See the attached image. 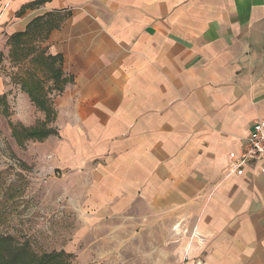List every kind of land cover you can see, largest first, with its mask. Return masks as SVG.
Listing matches in <instances>:
<instances>
[{
    "label": "crops",
    "instance_id": "1",
    "mask_svg": "<svg viewBox=\"0 0 264 264\" xmlns=\"http://www.w3.org/2000/svg\"><path fill=\"white\" fill-rule=\"evenodd\" d=\"M36 19L68 80L60 167L89 168L149 263L264 264V160L229 158L264 118V0H0L9 58Z\"/></svg>",
    "mask_w": 264,
    "mask_h": 264
},
{
    "label": "rangeland",
    "instance_id": "2",
    "mask_svg": "<svg viewBox=\"0 0 264 264\" xmlns=\"http://www.w3.org/2000/svg\"><path fill=\"white\" fill-rule=\"evenodd\" d=\"M7 54L6 44L0 43V96L9 105L7 114L0 109V235L11 236L18 247L26 246L39 257L60 254L56 264H150L141 225L133 227L122 215L114 216L111 204L97 199L98 190L83 186L91 179L89 168L76 174L60 167V151L71 143H62L58 113L47 117L21 88L18 81L31 67L30 60L13 64ZM52 82L45 86L51 103L58 94L50 90ZM14 128L57 134L21 141Z\"/></svg>",
    "mask_w": 264,
    "mask_h": 264
},
{
    "label": "trees",
    "instance_id": "3",
    "mask_svg": "<svg viewBox=\"0 0 264 264\" xmlns=\"http://www.w3.org/2000/svg\"><path fill=\"white\" fill-rule=\"evenodd\" d=\"M43 24L40 19H36L28 25L27 31L14 33L9 38L12 45L10 59L13 64L26 63L30 60L31 67L26 70V75L21 77L18 82L21 84V88L28 92L31 100L45 111L47 117H49L51 113L54 116L56 110L53 103L48 99L49 89L47 90L45 87L46 84L48 81H53L52 87H49L50 90H56L60 94L64 91V86L68 80L63 77L62 59L46 55L45 49L39 46L49 32L47 24L44 22ZM57 62L59 67H56ZM38 72L46 73V78L40 77ZM1 108L5 114L8 113L9 105L5 96H0ZM52 133L57 134L56 131L45 128L32 130L31 132H18L16 128L13 129L14 136L21 141L29 138L28 136L44 139ZM60 257V254L54 253L39 257L28 250L26 246L18 247L11 236L0 235V264H56L59 262Z\"/></svg>",
    "mask_w": 264,
    "mask_h": 264
},
{
    "label": "built area",
    "instance_id": "4",
    "mask_svg": "<svg viewBox=\"0 0 264 264\" xmlns=\"http://www.w3.org/2000/svg\"><path fill=\"white\" fill-rule=\"evenodd\" d=\"M229 158L235 163L234 172L242 175L244 166L253 159L264 160V118L253 124V130L238 152L229 153ZM264 172V164L261 169Z\"/></svg>",
    "mask_w": 264,
    "mask_h": 264
}]
</instances>
